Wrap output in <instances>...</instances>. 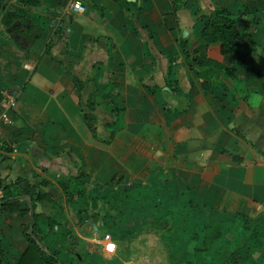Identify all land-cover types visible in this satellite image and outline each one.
Returning <instances> with one entry per match:
<instances>
[{"label": "crops", "instance_id": "1", "mask_svg": "<svg viewBox=\"0 0 264 264\" xmlns=\"http://www.w3.org/2000/svg\"><path fill=\"white\" fill-rule=\"evenodd\" d=\"M181 1L0 0V180L51 199L37 227L65 264H264V0ZM212 10L237 14L250 50L241 66L196 49L235 69L233 94L216 69L204 89L178 47ZM28 222L0 214V264Z\"/></svg>", "mask_w": 264, "mask_h": 264}, {"label": "trees", "instance_id": "2", "mask_svg": "<svg viewBox=\"0 0 264 264\" xmlns=\"http://www.w3.org/2000/svg\"><path fill=\"white\" fill-rule=\"evenodd\" d=\"M173 9L176 11L185 7L186 3L181 0H172ZM25 5H34L36 0H24ZM236 13L228 10H212L209 15L205 16L203 24L195 36L196 46L185 40L180 41L178 47L180 52L187 61L190 68L200 71V76L204 79L203 88L208 89L211 85V75L208 71L217 70V77L220 78V85L225 90L233 94V91L239 86L235 79V69L233 67L223 69L221 65L204 56H197L196 49L199 46L220 45L221 52L224 55H230L237 65H245L250 57L248 47L239 42V32L236 26ZM16 19V15L11 12L4 13L2 22L10 25ZM26 40L29 41L28 37ZM31 41V40H30ZM170 68V66H169ZM229 85H228V84ZM83 84H81V87ZM106 97L101 96V100H88L86 107L93 111L99 103L106 102ZM117 107L112 108L111 112H117ZM88 118L87 115H85ZM80 183V182H78ZM46 181H41L40 185H46ZM48 201L51 199L43 192L37 191L33 186L15 181L10 184H4L0 180V214L16 213L21 216H28L29 222L24 230V238L27 241V247L19 257L17 264H65L57 253L46 250L41 242L40 233L37 227V215L34 212L36 203ZM117 199L113 198L106 203L104 209H113ZM2 242V241H0ZM0 254L2 250L0 249Z\"/></svg>", "mask_w": 264, "mask_h": 264}, {"label": "built area", "instance_id": "3", "mask_svg": "<svg viewBox=\"0 0 264 264\" xmlns=\"http://www.w3.org/2000/svg\"><path fill=\"white\" fill-rule=\"evenodd\" d=\"M72 7H73V9H74L75 11H79V12H83V11H84V7H83V5H82L80 2H78V1L74 2L73 5H72ZM14 103H15V100L13 99V97H11V98L9 99V105H10V106H13ZM118 111H119V110H118ZM118 111L115 112V113H113V114H117ZM0 122H3V123H10V120H9V118H8V114H7V112H0ZM104 239H110V235H109V234H104Z\"/></svg>", "mask_w": 264, "mask_h": 264}, {"label": "clouds", "instance_id": "4", "mask_svg": "<svg viewBox=\"0 0 264 264\" xmlns=\"http://www.w3.org/2000/svg\"><path fill=\"white\" fill-rule=\"evenodd\" d=\"M259 51V50H258ZM261 98L259 97V96H254L253 98H252V103L253 104H255V103H257V101H259Z\"/></svg>", "mask_w": 264, "mask_h": 264}, {"label": "rangeland", "instance_id": "5", "mask_svg": "<svg viewBox=\"0 0 264 264\" xmlns=\"http://www.w3.org/2000/svg\"><path fill=\"white\" fill-rule=\"evenodd\" d=\"M2 240V238H0V241Z\"/></svg>", "mask_w": 264, "mask_h": 264}, {"label": "water", "instance_id": "6", "mask_svg": "<svg viewBox=\"0 0 264 264\" xmlns=\"http://www.w3.org/2000/svg\"><path fill=\"white\" fill-rule=\"evenodd\" d=\"M186 34V32H184Z\"/></svg>", "mask_w": 264, "mask_h": 264}]
</instances>
